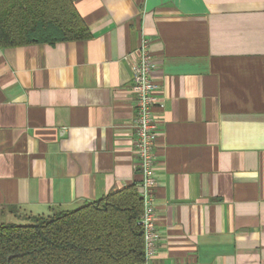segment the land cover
<instances>
[{
  "label": "crops",
  "instance_id": "1",
  "mask_svg": "<svg viewBox=\"0 0 264 264\" xmlns=\"http://www.w3.org/2000/svg\"><path fill=\"white\" fill-rule=\"evenodd\" d=\"M73 2L90 39L0 47L2 219L141 183L132 63L146 39L162 102L152 264H264V0Z\"/></svg>",
  "mask_w": 264,
  "mask_h": 264
},
{
  "label": "trees",
  "instance_id": "2",
  "mask_svg": "<svg viewBox=\"0 0 264 264\" xmlns=\"http://www.w3.org/2000/svg\"><path fill=\"white\" fill-rule=\"evenodd\" d=\"M92 36L73 0H0V47L55 45ZM144 211L139 185L113 191L76 210L47 215L0 212V264H142Z\"/></svg>",
  "mask_w": 264,
  "mask_h": 264
},
{
  "label": "built area",
  "instance_id": "3",
  "mask_svg": "<svg viewBox=\"0 0 264 264\" xmlns=\"http://www.w3.org/2000/svg\"><path fill=\"white\" fill-rule=\"evenodd\" d=\"M150 43L142 39L138 60L132 63L133 70V94L135 98L136 120L135 154L138 157L142 176L139 184L140 196L143 200L144 211L141 217V225L144 228L145 262L152 264L157 252L160 235L157 231L156 214V189L158 181L155 169V144L157 128L154 120V108L162 102L159 98L160 87L153 79L155 67L152 53L149 50Z\"/></svg>",
  "mask_w": 264,
  "mask_h": 264
}]
</instances>
